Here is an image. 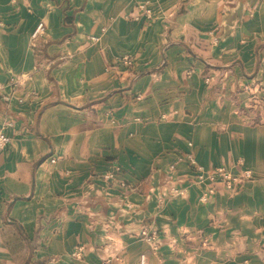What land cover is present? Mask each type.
Wrapping results in <instances>:
<instances>
[{
	"label": "crops",
	"instance_id": "crops-1",
	"mask_svg": "<svg viewBox=\"0 0 264 264\" xmlns=\"http://www.w3.org/2000/svg\"><path fill=\"white\" fill-rule=\"evenodd\" d=\"M251 103L264 0H0V264H264ZM187 156L251 178L199 204Z\"/></svg>",
	"mask_w": 264,
	"mask_h": 264
},
{
	"label": "built area",
	"instance_id": "built-area-1",
	"mask_svg": "<svg viewBox=\"0 0 264 264\" xmlns=\"http://www.w3.org/2000/svg\"><path fill=\"white\" fill-rule=\"evenodd\" d=\"M147 13V11H146ZM42 24H38L31 34V39L35 40L41 33ZM9 144V138L5 135L3 129H0V154ZM190 146V144H189ZM181 160V159H179ZM184 161L188 164L192 171L194 172V182L197 185H202L203 191L198 197V202L200 204H207L215 196L216 186H220L223 190L231 192L237 188V186L244 180L251 178V173L249 171H244L239 174L232 173L225 168H215L211 170H206L204 167L198 165L193 156H187ZM54 163V160H51ZM173 166L170 167V170H173ZM102 181L105 184L110 183L115 179L114 172H108L102 175ZM121 188L125 187V184L119 183ZM171 193L174 192L177 194V191L170 188ZM179 194V193H178ZM140 238L152 246L153 250H156L158 244L157 236L154 233H149L147 230H142L139 234ZM80 251L76 253L79 255ZM138 264H147L145 255L139 257Z\"/></svg>",
	"mask_w": 264,
	"mask_h": 264
},
{
	"label": "rangeland",
	"instance_id": "rangeland-1",
	"mask_svg": "<svg viewBox=\"0 0 264 264\" xmlns=\"http://www.w3.org/2000/svg\"><path fill=\"white\" fill-rule=\"evenodd\" d=\"M126 64H130V59L129 58H126V59H124L123 60ZM211 77H206L205 79H204V83H206V84H208V83H210L211 82ZM257 105V104H256ZM256 105H254L253 103H251L250 104V106L248 107V111H250V113L251 114H253L254 116V120L253 121H251L252 122V124H258V123H260L259 121L260 120H258V119H260L259 118V115H262L263 114V119H261L262 120V122H264V106L261 108V110L258 108V106H256ZM263 110V111H262ZM220 168H223V167H220ZM226 170H228V169H226ZM229 171H231V170H229ZM170 172H172V170H170ZM232 173H233V171H231ZM235 174H239V173H235ZM197 185V184H196ZM240 185V184H239ZM238 185V186H239ZM237 186V187H238ZM197 187H198V189L199 190H201L200 191V193L198 194V197H199V195L201 194V192L204 190L203 189V187H202V185H197ZM172 189H174V190H176L177 191V194L176 193H174V192H172L171 193V189H167V193L165 194V196H164V198L165 197H175V196H178V193H180V191L178 190V188L177 187H172ZM237 189V188H236ZM235 189V190H236ZM235 190H233V191H231V192H234ZM216 194V193H215ZM213 199V198H212ZM211 199V200H212ZM162 200H163V196L161 195L160 196V198H159V201L158 202H162ZM210 200V201H211ZM197 201H198V198H197ZM199 203V202H198ZM200 204V203H199ZM160 242H158V244H159Z\"/></svg>",
	"mask_w": 264,
	"mask_h": 264
}]
</instances>
